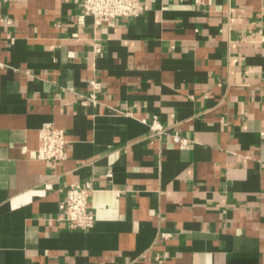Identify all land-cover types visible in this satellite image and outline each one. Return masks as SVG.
<instances>
[{
  "label": "crops",
  "instance_id": "obj_1",
  "mask_svg": "<svg viewBox=\"0 0 264 264\" xmlns=\"http://www.w3.org/2000/svg\"><path fill=\"white\" fill-rule=\"evenodd\" d=\"M140 4L94 27L81 0H0V264H264V0ZM86 181L77 231L59 204Z\"/></svg>",
  "mask_w": 264,
  "mask_h": 264
},
{
  "label": "built area",
  "instance_id": "obj_2",
  "mask_svg": "<svg viewBox=\"0 0 264 264\" xmlns=\"http://www.w3.org/2000/svg\"><path fill=\"white\" fill-rule=\"evenodd\" d=\"M82 13L77 18L78 23H82L85 17L92 19L94 27H113L116 19L136 17L142 10L140 0H81ZM95 51L99 49L95 46ZM87 92L80 95L81 104L87 102L97 103V95L101 91V83L91 77L87 81ZM151 135L160 137L165 133L163 126L155 119L149 125ZM172 142L178 148L189 147L191 141L172 134ZM68 141L62 129L54 127L52 124L43 125L38 130V145L35 151V158L54 165L63 161L67 156ZM91 182L82 184H71L64 191V199L59 204L60 220L66 222L68 228L77 231L90 230L94 225V217L89 209V199L91 194Z\"/></svg>",
  "mask_w": 264,
  "mask_h": 264
}]
</instances>
